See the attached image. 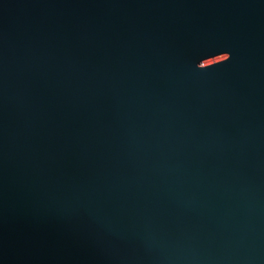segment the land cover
I'll list each match as a JSON object with an SVG mask.
<instances>
[{
    "label": "water",
    "instance_id": "obj_1",
    "mask_svg": "<svg viewBox=\"0 0 264 264\" xmlns=\"http://www.w3.org/2000/svg\"><path fill=\"white\" fill-rule=\"evenodd\" d=\"M0 264H264V0H0Z\"/></svg>",
    "mask_w": 264,
    "mask_h": 264
}]
</instances>
